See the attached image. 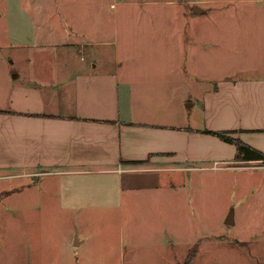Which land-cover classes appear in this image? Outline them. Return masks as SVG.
<instances>
[{"label": "crops", "instance_id": "1", "mask_svg": "<svg viewBox=\"0 0 264 264\" xmlns=\"http://www.w3.org/2000/svg\"><path fill=\"white\" fill-rule=\"evenodd\" d=\"M53 1L71 36L53 22L0 38V179L19 180L0 183V212L15 195L0 264H108L112 253L91 252L78 231L45 247L48 203L85 223L141 194L158 202L184 172L236 161V145L206 130L264 153V62L249 65L232 37L249 13L228 0H117L107 26Z\"/></svg>", "mask_w": 264, "mask_h": 264}, {"label": "rangeland", "instance_id": "2", "mask_svg": "<svg viewBox=\"0 0 264 264\" xmlns=\"http://www.w3.org/2000/svg\"><path fill=\"white\" fill-rule=\"evenodd\" d=\"M115 1L56 0V5L79 7L86 17L102 13V23L107 26L117 7V3L113 6ZM53 2L0 0V38L18 34L33 37L36 31L42 35L53 22L61 35L71 36L72 23L64 17L53 19L49 14ZM228 2L232 8L248 7V18L242 24L244 30L237 21L230 25L232 37L240 40L246 49V57L252 62L249 65H261L264 62V0ZM72 15V22L78 25L79 15ZM256 162L232 161L226 165L214 162L184 172L175 188L158 202L141 194L134 205L123 201V205L98 207L94 213L103 218L94 222L82 223L62 216L58 201L53 199L48 203V215L55 218L40 221L39 231L41 236H50L44 239V245L52 252L59 247L61 238L65 240L78 231L87 238L86 247L91 252L112 253L108 264H264V162ZM17 180L0 179V183L15 184ZM60 180L55 175L49 178L54 183ZM9 201L0 212L2 239L15 227V221L7 219L14 216L15 195ZM230 215L232 225L226 223ZM165 230L175 237V240L169 239L168 246L159 242Z\"/></svg>", "mask_w": 264, "mask_h": 264}, {"label": "trees", "instance_id": "3", "mask_svg": "<svg viewBox=\"0 0 264 264\" xmlns=\"http://www.w3.org/2000/svg\"><path fill=\"white\" fill-rule=\"evenodd\" d=\"M208 133H212L218 135L220 138L227 142L234 143L237 147V162H247V161H255L260 160L264 162V153L251 147L250 145L240 141L239 139H234L230 135L232 132L229 131H210L206 130Z\"/></svg>", "mask_w": 264, "mask_h": 264}, {"label": "water", "instance_id": "4", "mask_svg": "<svg viewBox=\"0 0 264 264\" xmlns=\"http://www.w3.org/2000/svg\"><path fill=\"white\" fill-rule=\"evenodd\" d=\"M226 223L229 224V225H232V224L234 223V221H233V216H232V215H230V216L228 217Z\"/></svg>", "mask_w": 264, "mask_h": 264}]
</instances>
